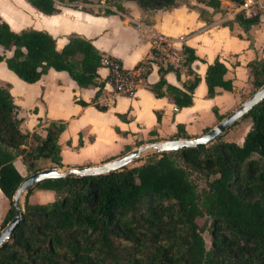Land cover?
<instances>
[{
    "label": "trees",
    "instance_id": "obj_1",
    "mask_svg": "<svg viewBox=\"0 0 264 264\" xmlns=\"http://www.w3.org/2000/svg\"><path fill=\"white\" fill-rule=\"evenodd\" d=\"M26 1L44 15L59 12L55 0ZM58 1L78 9L71 5L88 0ZM126 1L150 14L181 4L117 0L120 12ZM198 1L214 11L221 8L220 0ZM230 1L239 6L245 0ZM236 18L258 21V15L246 20L239 13ZM0 48L12 50L9 58L0 53V62L21 80L36 83L51 68L65 71L80 87L97 86L93 103L106 109L96 102L104 87L98 74L103 56L89 40L71 35L58 51L48 32L29 28L17 33L0 17ZM184 52L188 64L198 59L190 48ZM251 68L256 91L264 85V60L254 61ZM171 70L172 66H160L161 78L152 91L157 97H170L178 109L192 105L200 79L196 77L185 92L165 80ZM226 72L219 60L208 66L210 97L217 88L234 90ZM248 118L252 124L241 144L222 136L209 145L154 154L109 175L39 183L37 188L55 192V200L31 204L26 198L22 220L0 247V264H264V100L242 120ZM64 129L63 123H51L45 137L22 133L18 107L8 89L0 87V190L10 202L2 229L16 213L13 196L25 178L14 161L21 158L29 174L44 169L42 162L61 167L59 138ZM179 134L187 137L182 129ZM190 174L207 179L202 200ZM204 216L209 218V248L197 222Z\"/></svg>",
    "mask_w": 264,
    "mask_h": 264
},
{
    "label": "crops",
    "instance_id": "obj_2",
    "mask_svg": "<svg viewBox=\"0 0 264 264\" xmlns=\"http://www.w3.org/2000/svg\"><path fill=\"white\" fill-rule=\"evenodd\" d=\"M220 1L218 11L198 0H181L172 10L150 14L127 1L124 12L96 15L59 6V12L49 16L26 0H0V17L13 31L44 30L55 38L58 51L68 44L71 35H78L89 40L102 56L116 59L125 70H131L151 56L157 33L175 40L185 36L176 46L190 48L198 58L191 64L172 66L174 70L164 75L168 84L185 92L196 77L200 79L192 105L181 109L170 97H157L151 89L161 78L159 64H154L146 82L131 97L114 95L109 70L100 67L99 82L104 87L96 102L106 107L101 110L93 103L97 86L80 87L67 72L52 68L38 82L27 83L2 61L0 87L8 89L18 107L20 130L29 137H45L51 123L65 124L59 138L61 170L98 166L148 143L203 135L255 92L251 63L264 60V11L258 14L256 23L240 22L236 18L238 6L230 0ZM0 53L6 58L13 54L2 48ZM216 60L225 65V78L232 80L234 90L217 88L215 96L210 97L205 78L208 66ZM243 123L238 122L222 139ZM180 129L187 137L180 136ZM14 165L23 177L30 175L21 158ZM27 197L31 204H47L55 200L56 194L36 187L22 198L23 207ZM9 209L10 202L0 190V231Z\"/></svg>",
    "mask_w": 264,
    "mask_h": 264
},
{
    "label": "water",
    "instance_id": "obj_3",
    "mask_svg": "<svg viewBox=\"0 0 264 264\" xmlns=\"http://www.w3.org/2000/svg\"><path fill=\"white\" fill-rule=\"evenodd\" d=\"M264 100V85L257 89L238 108L223 118L215 127L203 135L195 138L175 139L162 142L148 143L139 146L119 158L98 166L68 168L61 170L58 167H51L39 170L24 178L13 196V207L16 210L13 219L0 231V247L7 242L16 226L24 216V207L21 200L25 198L36 186L46 180H58L67 178H86L109 175L121 171L126 167L142 161L149 154H165L178 152L184 149L196 148L199 145H209L221 138L228 130L240 122L249 114L255 106Z\"/></svg>",
    "mask_w": 264,
    "mask_h": 264
},
{
    "label": "built area",
    "instance_id": "obj_4",
    "mask_svg": "<svg viewBox=\"0 0 264 264\" xmlns=\"http://www.w3.org/2000/svg\"><path fill=\"white\" fill-rule=\"evenodd\" d=\"M238 11L245 16H257L264 11V0H245L238 6ZM185 36L169 39L162 34H155L153 51L149 58L131 70H125L121 63L108 56L102 57V66L109 70V84L114 95L134 96L138 86L146 82L154 64L160 66H183L186 64L184 49L176 44L183 42Z\"/></svg>",
    "mask_w": 264,
    "mask_h": 264
},
{
    "label": "rangeland",
    "instance_id": "obj_5",
    "mask_svg": "<svg viewBox=\"0 0 264 264\" xmlns=\"http://www.w3.org/2000/svg\"><path fill=\"white\" fill-rule=\"evenodd\" d=\"M116 1L117 0H88L86 2L84 1H79L76 3H73L71 6H76L78 8V10H87L88 12H92L96 15H100V14H108L110 12H115L118 11L120 12L117 8H116ZM57 6H63L59 3L58 0H55ZM127 2V1H126ZM250 124V125H249ZM251 127V120L249 119H245L244 123L241 125V127L236 131L232 132L231 135H229L227 137V139H224L225 141H229V142H240L241 139L243 138L244 135H246V133L248 132V130ZM239 144V143H238ZM154 156L153 154H149L147 156H145V158L142 160L143 162L147 161L149 159V157ZM141 162L139 161L138 163H136L135 165H140ZM41 166L45 169V168H51L53 167V165L51 163L48 162H42ZM190 179L191 181L194 183V185L197 188V193L199 198L202 200V196L204 194V192L207 190V179L199 176L197 174H190ZM7 213L5 214L4 218L6 217ZM4 218L2 219V222L4 220ZM197 222L199 224V226L203 229L202 234H203V238L206 242V246L207 248L210 247L211 245V236L209 231L207 230V224L209 223V218L207 216L204 217H200L197 219ZM2 225V224H1Z\"/></svg>",
    "mask_w": 264,
    "mask_h": 264
}]
</instances>
